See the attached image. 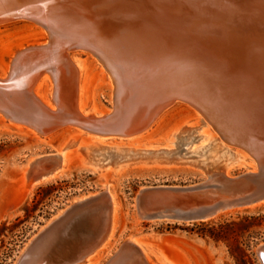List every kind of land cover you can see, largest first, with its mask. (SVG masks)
I'll list each match as a JSON object with an SVG mask.
<instances>
[{
	"label": "water",
	"instance_id": "water-1",
	"mask_svg": "<svg viewBox=\"0 0 264 264\" xmlns=\"http://www.w3.org/2000/svg\"><path fill=\"white\" fill-rule=\"evenodd\" d=\"M88 1L0 0V21L29 19L46 36L44 44L17 51L9 61L7 75L0 79V111L8 121L27 122L39 133L70 124L85 133L105 135L106 129L150 127L163 110L182 103L214 127L198 104L202 93L180 82L194 77L206 83L203 93L208 95L206 104L211 113L227 118L236 130L258 139L264 150V0H130L129 4L124 0H102L93 5ZM38 4L45 6L43 11ZM81 15L88 19L91 31L81 35L88 48L73 44L66 52L75 58L73 54L95 59L94 68L100 71L101 67L108 76L107 65L93 48L110 45L107 50L127 65V74H119L127 81L122 78L120 82L114 76L109 80V113L97 121L84 122L58 104H54L53 111L34 109L32 105L27 108L33 100L24 91V81L15 80L16 69L31 59L38 62L56 52L50 25L53 19L63 20V25L69 17ZM58 62L66 70L67 61L58 58ZM56 150L26 162L27 181L37 180L43 174L42 168L55 165ZM245 172L233 175L243 176ZM149 186L152 189L145 192L147 197L140 203L147 211H206L225 198H236L233 195L241 191H246L242 196L246 202L263 195L258 194L259 181L219 189L210 188L202 179L187 185ZM102 192L100 189L92 197L84 194L82 201L75 197L77 201L73 199L29 240L14 264L82 263L93 255L104 229ZM136 196L133 203L137 210ZM123 243L108 259L121 250ZM257 255L264 264V243L258 246Z\"/></svg>",
	"mask_w": 264,
	"mask_h": 264
},
{
	"label": "rangeland",
	"instance_id": "rangeland-1",
	"mask_svg": "<svg viewBox=\"0 0 264 264\" xmlns=\"http://www.w3.org/2000/svg\"><path fill=\"white\" fill-rule=\"evenodd\" d=\"M43 33L44 31L39 25L24 18L0 25V72L4 69V64L9 62L12 51L22 44L26 45L35 40H41ZM85 58L90 61L87 56L83 59ZM88 63L86 67L84 66L86 74L83 75L87 77V79L85 78L87 93L85 91L82 94L83 96L86 93L84 95L85 101L87 99L89 102H86L91 103L92 110L87 113H103L110 105L108 85L104 83L105 80H103L101 71L93 66L90 68ZM193 113L194 110L185 104L176 103L166 112L160 122L155 124H158L157 128L154 124L150 126L151 129L155 127L152 129L155 130L154 132L149 128L151 134L146 130L140 133V136H135L139 140L132 137L130 140L129 138L118 139L121 140L119 142L115 138L101 137L100 139L107 140L106 142L103 141V144L99 142V139L91 138L89 135L83 136L82 139H85V143L94 144L92 146L94 158H99L100 162L103 163L109 162V165L95 169L84 163L83 154L78 152L71 160L73 167H71V173L68 176L37 185L33 189L29 187V182L25 176L22 179L21 168L34 157L55 152L59 143L64 141L65 136L74 133L75 135L72 136L79 137V132L68 126L62 127L60 132L65 130L67 133H59L52 141L42 143L35 136H32L34 134H27L26 136L25 133L20 134L9 130L5 126L6 121L4 126L0 124V264H14L29 240L51 218L59 211L64 210L75 197L103 189V184L107 179H110L109 187L116 201L117 219L115 220L113 235L102 248V251L94 257L96 264L104 263L107 257L130 234L139 235L141 239L146 240L145 243L149 242L155 245L157 251L148 250V259L151 264H262L257 255V248L264 243L263 209L236 210L221 213L206 220L188 222L167 219L150 220L139 217L136 213L133 199L143 186L187 185L202 179L201 171L191 163L182 159L176 161L178 154L187 152L194 160L201 158L211 160L221 154L215 152L216 148L212 146L214 144L209 143V141L200 143L201 140L196 139L193 143H185V140L189 142L194 136L200 135L199 131L183 134L176 143L169 145L174 147L172 153H176V156L171 153L165 157L160 156L158 160L152 155L127 156V159H130L127 160L128 162L125 160L126 164L122 162L117 165L115 162L119 161L121 156H116L115 151L118 148H132V145L133 149L144 148L146 141L151 143L156 139H163L175 127H199V122L195 116L192 117ZM13 126L15 125L13 124ZM142 134L144 137L149 136L140 139L143 137ZM181 138L185 139L181 140ZM133 139L136 140L132 142ZM113 142L116 146L113 145ZM166 142L164 145L157 144L146 146V148L165 147ZM119 144L120 146H117ZM192 144H196V146ZM193 146L196 149L192 152ZM110 147H114V150ZM163 157L167 158V161ZM104 158L106 159L104 160ZM179 161L181 162L179 163ZM123 163L125 166L122 167ZM244 169V166L237 165L232 169V174H237Z\"/></svg>",
	"mask_w": 264,
	"mask_h": 264
},
{
	"label": "bare ground",
	"instance_id": "bare-ground-1",
	"mask_svg": "<svg viewBox=\"0 0 264 264\" xmlns=\"http://www.w3.org/2000/svg\"><path fill=\"white\" fill-rule=\"evenodd\" d=\"M101 1L102 0H91V1H88V4L93 5ZM124 1L126 2V4L127 3L129 4L131 3V1H134V0H131V1L124 0ZM38 5H39L38 8L40 9V11H43L45 6L43 4L42 5L38 4ZM69 18L70 19L67 22H65L63 25H61V23L64 22L63 20L59 21V20L53 19L50 22L51 29L55 33V36H53V38H55V45H56L55 49H57L55 50L56 52L51 53L48 58L43 59L41 61L33 62L31 59V61L25 64L24 66H21V65L18 66V68L16 69L17 73L15 76V80L20 79L21 82L24 81L23 83L24 91L33 100V102L32 101L28 102L27 108H29L30 105H32L34 109L39 108L40 110L44 109L48 111H53L55 110L54 104H58L59 107L62 108V110H66L68 112H73V113L75 112L77 114L76 118L78 120H81L84 122L97 121L101 115L109 113V110H106L103 113H99V112H93L92 114L87 113L88 111L92 110V107H91V103H88L89 101L87 99L86 101L88 102L85 101L86 97L84 98V95L87 93L86 82H85L86 81L85 78L87 79V77L83 76L86 74L85 67L87 63L89 62L88 66L91 68V66H93L92 64H94L95 66L97 62H95V59L93 58L91 59L89 56L87 57L89 58L90 61H88V59L86 58L85 59L82 58L83 59L82 60L81 58H79V54H73L74 56L76 55V58H75L72 55L70 56V54L66 52V49L68 48V46L73 45V44L85 46V48H88L86 45H84L85 41H83V37L81 36L84 34V32H85V35H87L88 32L91 33V31L88 30L87 24H86L88 19H86L82 15L79 17L72 16ZM5 22L7 23L6 20L0 21L1 23L0 25L6 24ZM45 39H46V36H45V33H43L41 40H35L34 42L28 43L26 45L22 44L20 47L12 51V53L10 54V59L16 54L17 51H20L25 46L34 45V44L35 45L44 44ZM101 47H103V49L101 48H97V49L93 48V49H95L96 53L101 58L100 60L105 65H107V68H108L107 69L108 76L106 75L107 77L105 76V73L102 70V68L100 67L99 69L104 77L103 79L105 80L104 83L105 84L107 83L108 88H111V85L109 84V80L111 76L116 77L120 82H122L123 80L122 78H125L127 81L126 77L119 75L123 71H124V74L125 73L127 74L126 63H124L123 61H119L118 57H116L115 54L110 53L109 50H107L111 48L110 45H106V48H104L103 45H101ZM55 56L62 60L65 59L67 61L66 70L62 69L60 62H58L57 64L58 58H55ZM4 65H5L4 69L2 70V72H0L1 73L0 79L5 78V76L7 75L9 71V67H10L9 62L5 63ZM66 71H67V75H66ZM182 79L183 80H181L180 82L182 83L184 87L196 88L197 90L200 91V93H202L200 94L202 96L200 97L201 100L198 101V104L202 108V110L207 112V120L214 127H210L208 125L209 123H207L204 119L199 117V115L194 111L193 116L192 115L191 116L192 117L195 116V118L197 119V122H199V127H194V126L193 127H175L174 129L171 130L170 133H168V135H166L167 139L165 136V138L156 139L155 141H152L151 143H147L146 141L144 148L139 147V149H133V145H132V148H125V147L118 148L117 151H115L116 156L118 157L121 156V158L119 159V161H116L115 163L118 165V164H121L122 162H125V160L126 162H128L127 160H129L130 158L127 159V156L134 157L136 155L137 156L138 155H142V156L152 155V156H155L153 158H157L156 160H158L160 159L159 158L160 156L165 157L172 153V148H174V147H171L173 145L172 143H176L183 134L194 133L195 131H199L200 135L194 136V138L191 139L189 142L185 140L186 141L185 143L186 144L193 143L194 141H196V139H200L201 140V141L199 140L200 143H203V142L206 143L205 141H209V143L214 144L212 146L216 148L215 152H219L221 155L211 160H208V158L206 159L201 158L199 160H194V159H191V156L188 155L189 153L186 152L184 154H181V153L178 154L177 155L178 158L176 157V161L178 162L177 159L188 161L195 168L199 169L203 175L202 183H205V185H211L210 188L219 189V188H226L228 186H234L239 183L245 184L246 181L247 182H253V181L258 182L259 181V184H261V189H260V192H258V194L261 193L263 195L246 202L243 200V197H244L243 194L246 193V191L244 192L241 191L239 193H236V195H233L236 198H230V197L227 199L225 198V201L223 203L217 206H213L206 211L203 209L198 210L197 208H188V209L174 208L172 210L171 209L170 210L160 209L158 211H147L141 206L140 203L145 197H147L145 195V192L152 189V187L143 186L136 193L137 194L136 197L138 201L137 203L138 208L136 210L137 215L139 217L150 219V220L167 219V220L188 222V221H194V220H206L208 218L216 217L217 215L221 213L234 212L236 210L238 211L243 210V209H247L250 211L257 210V209L264 210V150H262L261 148L260 141L247 133H242L236 130L234 128L236 126H234L233 123H230V120H228L227 118L214 115V113H211L212 111H210L211 110L210 107L207 106L206 104L208 95L205 94L207 89L205 85L206 83L205 81H203L204 79H195L194 77H187V78H182ZM20 85H22V83ZM85 91L86 93H84V95L82 96L83 92ZM175 104H172L170 107L163 110L157 116V119L155 120L153 124L155 125L157 122H160V120L165 116L166 112L170 108H172ZM189 119H192V118H189ZM5 121L7 122L6 125L4 124ZM0 124L1 126L5 125L6 127L9 128V130L11 129L20 134L25 133L26 136L27 134H34L32 136H35L38 139V141L42 143H47L48 141L50 142L53 139H55L56 138L55 136H58V134L61 133L60 130L62 127L68 126V127L74 128L75 130L79 132V137L76 136L77 137L76 138L75 136H72L74 134L73 133L72 135L70 134L68 136H65L64 141L59 143V146L56 150V158L54 161L55 165L49 168H42L43 174L37 180L31 179L30 181H28L30 185L29 187H31L32 189L36 187L37 185H42L45 183L53 182L65 176H68L71 173L70 172L71 167H73V165L71 164V160L73 159V157L76 156L78 152L83 154L84 163L94 167L95 169H99V168L106 167L107 165H109L108 164L109 162L103 163V162H100L99 158L97 159L94 158V155L92 154L93 153L92 146L94 144L93 143L87 144L88 142L85 143L84 141L85 139L84 140L82 139L83 136L89 135L91 138L99 139L100 140L99 142H102L104 144L103 141H105V139H100L101 137L115 138L117 140L129 138L130 140L132 139V137H135V136L137 137V135H139L140 133L150 128V127H143L141 130H139L141 127H131V128L130 127L129 128L118 127V128L104 130L105 135H95V134L85 133L77 127H74L70 124H66V125H58L60 127L53 126L54 127L53 129H50L48 131L43 130L42 133H39L37 129L35 128V126L27 122L25 123L24 121H14V120L8 121L4 117V115L1 113V111H0ZM13 124L15 126H13ZM155 126L157 128L158 124ZM64 133H67V131L65 132L64 130L61 134H64ZM149 134L151 133L149 132ZM143 135L144 134H142V136ZM148 136H145V137H148ZM145 137L144 136L140 137V139L145 138ZM172 138L175 139V141H173ZM184 139L181 138V140H184ZM121 140L120 141L118 140V141L121 142ZM135 140L133 139L131 141L133 142ZM165 142H166L165 147L168 146L171 148H168V147L167 148L159 147L157 149L146 148V146L149 147V146L157 145V144L164 145ZM170 144L172 145L169 146ZM113 145H114V142H113ZM117 146H120V144ZM194 146H196V144ZM195 149L196 147L193 148L192 152ZM175 154L173 156H176ZM110 157H113V156H110ZM105 159L106 158H104V160ZM131 159L132 161H134L133 158ZM173 159H172V162L174 163ZM164 160L167 161V158H164ZM140 161H141V157H140ZM180 162L181 161H179V163ZM28 163L21 168L20 175L22 179L25 176V172L27 171ZM123 165L124 163L122 164V167ZM237 165H242L245 167L246 172L244 173L243 176L235 177L232 174V169L236 167ZM118 167L120 168V165ZM109 181L110 179H107V181L104 182L103 192L100 196L105 203V205L103 206L104 207L103 214H106V215L103 221L104 229L101 233L100 242L97 245L99 246V249H96L94 251V254L89 255L87 259L82 260L81 261L82 263H79L77 261L72 264H96V260H94V257L100 251H102V248L106 245L109 238L113 235L112 233L114 229V224H115V220L117 219L116 217V206L117 205L114 199L113 192L110 190ZM93 194L94 193H90L88 195L89 197H92L91 195ZM79 197L80 198L78 200L82 201L85 199L86 196L82 195ZM74 201H77V199H74ZM135 235L136 234L128 235L127 238L124 239V243L121 246V250H118L110 259H108L109 258L108 256L107 257L108 261L106 262V264H151L148 259L149 257L148 250H152L154 252L157 251L155 248V245L149 242L145 243L144 241L146 240L141 239L139 235L137 237H134ZM66 264H69V263H66Z\"/></svg>",
	"mask_w": 264,
	"mask_h": 264
}]
</instances>
